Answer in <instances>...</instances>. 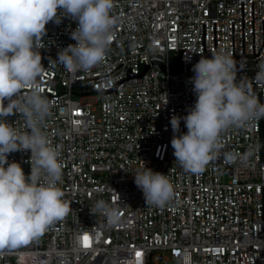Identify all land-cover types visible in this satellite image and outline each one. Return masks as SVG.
<instances>
[{
    "label": "built area",
    "instance_id": "1",
    "mask_svg": "<svg viewBox=\"0 0 264 264\" xmlns=\"http://www.w3.org/2000/svg\"><path fill=\"white\" fill-rule=\"evenodd\" d=\"M112 14V43L87 71L57 62L76 43L78 22L62 16L46 25L38 45L39 84L51 104L43 131L59 152L58 186L70 208L41 235L0 248V264H264V119L223 132L221 151L200 173L176 162L170 124L195 104L193 65L221 48L238 62L237 81L264 103V83L254 80L264 62V0H114ZM5 119L25 130L21 114ZM30 156L19 150L8 161L28 176ZM143 166L174 187L162 207L146 203L134 182ZM98 200L118 209L116 222L93 211Z\"/></svg>",
    "mask_w": 264,
    "mask_h": 264
},
{
    "label": "clouds",
    "instance_id": "2",
    "mask_svg": "<svg viewBox=\"0 0 264 264\" xmlns=\"http://www.w3.org/2000/svg\"><path fill=\"white\" fill-rule=\"evenodd\" d=\"M113 8L114 0H0V248H14L41 235L70 208L58 186L63 176L59 152L43 131L51 104L39 84L45 67L38 45L46 25L60 24L62 16L78 22L71 33L76 43L61 49L57 62L71 71H87L104 60L112 43ZM237 65L233 54L221 48L211 58L201 56L192 67L195 104L186 116L170 119L173 155L188 172H202L217 156L223 132L264 119V103L247 81H237ZM254 80L264 83V62L257 65ZM15 113L24 118L25 130L5 119ZM181 120L186 133H181ZM19 150L31 152L28 176L20 163L8 161V155ZM249 156L246 152L241 160ZM225 157L237 158L231 152ZM134 182L146 203L162 207L174 195L167 176L145 166L134 173ZM93 211L107 213L113 222L119 219L118 209L104 200H98Z\"/></svg>",
    "mask_w": 264,
    "mask_h": 264
},
{
    "label": "rangeland",
    "instance_id": "3",
    "mask_svg": "<svg viewBox=\"0 0 264 264\" xmlns=\"http://www.w3.org/2000/svg\"><path fill=\"white\" fill-rule=\"evenodd\" d=\"M84 101H88V102L94 103L96 101V99L93 98V97H88V98L84 99Z\"/></svg>",
    "mask_w": 264,
    "mask_h": 264
},
{
    "label": "snow or ice",
    "instance_id": "4",
    "mask_svg": "<svg viewBox=\"0 0 264 264\" xmlns=\"http://www.w3.org/2000/svg\"><path fill=\"white\" fill-rule=\"evenodd\" d=\"M88 240H89V238L87 237V236H85L84 237V241H85V246L87 247L88 246ZM27 241H25V243H26ZM140 255V253H137V256H139Z\"/></svg>",
    "mask_w": 264,
    "mask_h": 264
},
{
    "label": "water",
    "instance_id": "5",
    "mask_svg": "<svg viewBox=\"0 0 264 264\" xmlns=\"http://www.w3.org/2000/svg\"><path fill=\"white\" fill-rule=\"evenodd\" d=\"M262 148H264V142L262 141Z\"/></svg>",
    "mask_w": 264,
    "mask_h": 264
}]
</instances>
